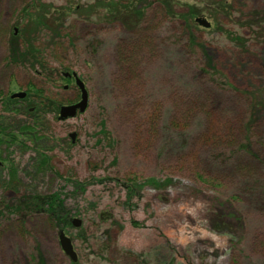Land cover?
<instances>
[{
    "label": "rangeland",
    "instance_id": "rangeland-1",
    "mask_svg": "<svg viewBox=\"0 0 264 264\" xmlns=\"http://www.w3.org/2000/svg\"><path fill=\"white\" fill-rule=\"evenodd\" d=\"M176 1L185 8L190 5L201 10V17L210 25L213 20L209 16L215 19L210 29L195 31L196 43L209 51L236 90L229 91L218 83L219 78L213 82L212 75H207L204 84L194 89L191 101L180 100L182 83L195 82L181 64L177 69L176 53L164 52L174 49V39L164 37L166 44L154 55L149 73V99L136 104L130 101L126 113L115 104L118 100L108 85L120 33L96 17L83 20L89 0H0V109L2 100L12 93L54 87L40 72L11 64V36L18 43L40 39L41 57L53 61L50 81L55 87L51 95L61 104L77 100L78 93L72 82L55 75L53 68H60V64L83 79L89 94L83 115L56 120L50 126L56 138L70 141L68 134L75 132L71 154L66 156L54 148L52 166L65 178L72 175L73 181L83 182L84 192H74L70 183H58L52 173H35L32 154L20 147H11L8 157L6 150L0 152V157L12 160L18 168L22 179L19 191L30 186L46 193L65 185L64 204L71 209V218L82 223L79 229L64 230L77 255L76 264H264V194L252 197L262 200L254 204L245 185L247 178L256 182L260 177L252 171L255 164L264 170V160L250 163V157L238 148L244 134L241 115L249 110L248 93L253 89L263 93V104L254 119L252 140L264 138V0H223L229 4L225 11L218 9L222 0ZM31 3L48 7L49 20L56 11L55 25L61 24L60 30L45 28L35 34L33 25L20 13ZM78 6L84 7L80 14H72ZM152 28L150 25L147 31ZM232 35L239 39L233 40ZM78 45L83 54L76 52ZM236 55L241 64L233 59ZM206 79L213 83L205 84ZM64 85L69 86L66 91ZM242 101L247 103V111ZM132 111H153L158 126L153 130L143 124L144 117L131 123ZM224 119L229 120V129L222 127ZM101 120L108 133L105 137L99 134ZM168 128L178 130L186 139L177 154L171 149L174 155L162 149ZM232 131L235 138L229 140ZM98 139L102 143L97 145ZM255 146L258 149L260 145ZM211 158L222 162L223 168L217 170ZM164 175L172 176L166 189L145 187L140 199L126 200L121 181ZM0 176L3 179L6 171ZM16 197L0 185L1 212L3 203ZM0 264H70V260L59 247L58 229L44 217L17 220L4 213L0 215Z\"/></svg>",
    "mask_w": 264,
    "mask_h": 264
},
{
    "label": "trees",
    "instance_id": "trees-1",
    "mask_svg": "<svg viewBox=\"0 0 264 264\" xmlns=\"http://www.w3.org/2000/svg\"><path fill=\"white\" fill-rule=\"evenodd\" d=\"M231 1L234 2V0ZM89 3L85 6L88 12L83 17L84 21L96 17L101 22L109 23L119 30V43L115 47L113 72L108 85H110L112 96L118 100L115 104L120 107L122 106L124 110L126 109V113L130 108V101L136 104L144 99H149L147 97L149 92H151L148 91L147 85L149 73L154 64V55L160 54L166 44L164 37L167 40L169 38L174 39V49H164V52L176 53L178 56L177 69L180 68L181 64V69L187 70L195 82L182 83L183 85L179 91L181 92L179 95L180 100L191 101L194 89L204 84L205 76L207 75H212L213 80L219 78L220 81L218 83L228 88L229 91L236 90L228 81L226 75L221 72L215 61L213 62V57L209 51L204 46L196 43L195 31L199 30L201 26L195 22V19L202 16L201 10L190 5H187L185 8L176 0H152L151 3H148L147 0H89ZM35 6L32 3L30 5L26 4L20 12L23 19L33 25L32 29L36 31L35 34L46 29L51 30V32L60 30L61 24L55 25L58 22V19L55 17L57 15L56 11L51 15L54 18L49 20L48 7L43 5L42 7ZM228 6L229 4L225 5V2L222 0L218 9L225 11ZM83 8V6L74 7L71 13L79 15L80 10ZM214 15L218 16L217 14ZM209 17L213 20L214 24L216 22H214L215 19L212 16ZM48 24L53 25V27H49ZM150 25L154 28L147 31ZM204 30L207 29L204 28ZM69 36L68 33L67 37ZM232 36L233 40L239 39L237 35ZM14 39L15 36H11V64L28 68L32 72H40L46 82L51 85L54 84L55 87V83L50 81L52 71L50 65L53 64V61L52 59L44 60L41 57L40 39L34 37L32 40H25L22 43L14 42ZM69 40L71 41L70 38ZM232 50L234 49L232 48ZM76 52L84 53L80 45L76 47ZM157 52L158 54H156ZM233 59L238 61L239 64L242 63V60H238V55L233 57ZM205 61H208V65L204 64ZM59 66L61 67L58 69L53 68L55 75L59 76L60 80L72 82L63 78L61 74L62 72L72 73L74 71L69 66H63L62 64ZM81 80L83 81V79ZM221 80H224V82ZM213 82L216 81L214 80ZM213 82L207 80L205 84H212ZM53 88L33 87L31 92H26V98L23 100H11L7 96L2 100L0 109V152L6 150L5 156L8 157L11 155V147H20L23 151H28L32 154L30 160L35 173H52L58 178V183L61 181L70 183L74 186V192L78 190L82 193L85 190L83 182L73 181L72 175H68L71 179L67 177L66 179L63 174L54 171L55 169L52 166L54 148H57V152L69 156L75 145V143L72 144L65 137L56 138L51 132L50 126L57 120V111L61 105V102L51 95ZM202 90L204 89L202 88ZM262 95L263 93H258L254 89L249 91L248 96L250 97V101L248 100V111L246 109L247 103L242 101V105L245 108L244 111H247L241 115L243 131L237 126L240 132H244L243 137L241 136L240 139L243 142L238 148L244 151L246 156L250 157V163L253 160H264V138L252 140L255 135L254 119L256 115H260L258 108L263 104L261 100ZM204 98L207 99L209 97ZM193 104L190 103V105L194 106ZM103 109H106L105 105ZM132 112L131 123H135L140 117H144L145 121L143 124L151 126L153 130L158 126L153 111H145L142 114ZM188 116L192 117V115ZM155 121L154 125L153 122ZM228 122L229 120L225 122L224 119L221 123L222 127L229 129ZM99 124V134L105 137L108 134L106 132L105 121L101 120ZM233 127H235L234 123ZM188 131L189 129H186L185 133ZM146 132L149 133L150 129ZM90 135L93 136V133ZM165 135L162 146L163 151H168V153L166 152L168 155H174L173 152L177 154L178 149L184 147L186 139L178 134V130H171L169 128L165 129ZM55 138L58 139L56 142L54 141ZM234 138V131H232L229 140H233ZM101 143V139L95 141L97 145ZM57 144L58 147H55ZM255 144L260 145L257 147L258 149H256ZM211 159L215 160V164L218 166L217 170L223 168L222 162H217L216 158ZM0 160L2 162L0 172L6 171V176L3 179L0 176V185L5 190L13 191L17 194V197L12 202L3 203L4 211L1 212L0 210V215L7 213L9 216H14L17 220L42 216L51 225H54L58 231H64L72 227V211L66 207L63 200V195H66L63 187L65 185H58L57 188L46 193L38 192L30 186L24 188V191H19L22 179L18 176V168L12 160L10 161L6 157L1 156ZM254 166L252 175L256 177L260 174V177L257 178L256 182H252L251 177L247 178L245 183V185L249 186L247 188L248 196L251 198L257 194H264V170L258 164ZM180 169L182 170L181 172L187 174L188 171L186 172L185 168ZM94 180L100 179L94 178ZM121 182L125 190L126 200L129 202L135 198L140 199L145 187H150L157 191L166 189L172 183V176L164 175L158 178L131 177ZM260 191H263V193H260ZM261 202L262 200L254 201V204ZM133 224L138 226L135 222ZM70 264L75 263L70 262Z\"/></svg>",
    "mask_w": 264,
    "mask_h": 264
},
{
    "label": "water",
    "instance_id": "water-1",
    "mask_svg": "<svg viewBox=\"0 0 264 264\" xmlns=\"http://www.w3.org/2000/svg\"><path fill=\"white\" fill-rule=\"evenodd\" d=\"M195 22L199 26L206 28V29L209 28V26H210L209 22L204 18L197 17L195 19ZM62 76L64 78L72 77L74 79V84L79 91V100L74 104L62 105L59 107L58 116H57L59 121H65L67 119H72L77 114L84 113L87 109V106H88V93L86 91L84 83L78 78L76 73L70 74L67 72H63ZM66 87L67 86H65L64 88H66ZM25 96H26L25 92H17V93L11 94L10 98L11 99H22ZM68 137L71 140V142L73 143L75 141L76 134L74 132H72L68 135ZM71 226L75 229L80 228L81 220H79L78 218H73L71 220ZM58 243H59V247H60L61 251L63 252V254L65 256H67L72 263H75L77 261V255L73 249L71 239L69 237H67L63 231L58 232Z\"/></svg>",
    "mask_w": 264,
    "mask_h": 264
},
{
    "label": "flooded vegetation",
    "instance_id": "flooded-vegetation-1",
    "mask_svg": "<svg viewBox=\"0 0 264 264\" xmlns=\"http://www.w3.org/2000/svg\"><path fill=\"white\" fill-rule=\"evenodd\" d=\"M67 80H71L72 83H73V85H74V79H73L72 77L67 78ZM65 86H67V87L64 88ZM74 87H75V86H74ZM68 88H69L68 85H64V86H63V90H65V91H66ZM75 89H76V91H77V93H78L77 96H76V98L79 99V91L77 90V88H75ZM24 92H25V91H24ZM87 92H88V91H87ZM25 93H26V92H25ZM12 94H13V93H12ZM26 94H27V93H26ZM88 96H89V94H88ZM9 98H10V96H9ZM25 98H26V96H25L24 98H22V99H11V98H10V99H11V100H23V99H25ZM78 99H77V100H76V99H75V100L73 99L72 101H70V102H66V103H64V104H65V105L74 104V103H76V102L78 101ZM64 104H61L60 106H62V105H64ZM60 106H59V107H60ZM78 115H79V114H77L74 118H76ZM74 118H72V119H74ZM74 133H75V132H74ZM69 134H70V133H69ZM69 134H68V135H69ZM68 138H69V137H68ZM75 141H76V138H75ZM75 141L72 143L71 140H70V142H71L72 144H74ZM0 163H1V164H0V166H1V165H2V162L0 161ZM81 225H82V224H81ZM76 263H77V261H76ZM76 263H75V264H76Z\"/></svg>",
    "mask_w": 264,
    "mask_h": 264
}]
</instances>
